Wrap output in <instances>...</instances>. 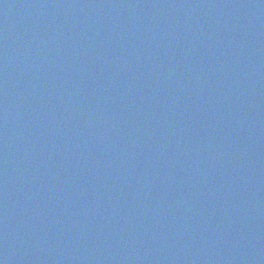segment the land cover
<instances>
[{
    "label": "water",
    "instance_id": "obj_1",
    "mask_svg": "<svg viewBox=\"0 0 264 264\" xmlns=\"http://www.w3.org/2000/svg\"><path fill=\"white\" fill-rule=\"evenodd\" d=\"M0 264H264V0H0Z\"/></svg>",
    "mask_w": 264,
    "mask_h": 264
}]
</instances>
